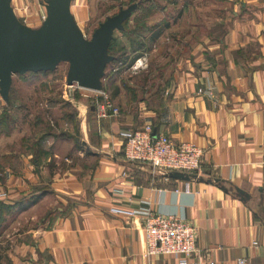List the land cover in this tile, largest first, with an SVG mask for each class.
<instances>
[{"label": "crops", "instance_id": "obj_1", "mask_svg": "<svg viewBox=\"0 0 264 264\" xmlns=\"http://www.w3.org/2000/svg\"><path fill=\"white\" fill-rule=\"evenodd\" d=\"M213 1L211 35L188 43L164 91L133 108L117 102L118 116L98 122L92 101L30 140L14 129V99L0 94V200L24 204L40 195L0 218V264H181L171 255L146 257L142 218L113 208L185 214L198 247L186 264H264V0ZM23 4L12 0L14 8ZM85 7L73 0L76 19H86ZM145 122L200 145L196 174L212 182L127 161L121 133Z\"/></svg>", "mask_w": 264, "mask_h": 264}, {"label": "rangeland", "instance_id": "obj_2", "mask_svg": "<svg viewBox=\"0 0 264 264\" xmlns=\"http://www.w3.org/2000/svg\"><path fill=\"white\" fill-rule=\"evenodd\" d=\"M33 1L28 4L23 0V6L13 8L23 23L37 28L46 13L39 12V4L44 8L43 0H38L36 6H33ZM83 1L88 15L86 19L78 17L76 21L87 38L108 16L117 13L121 7L138 2L137 9L124 22L125 29L114 32L110 48L114 60L107 65L103 77V89L115 99L116 104H127L130 108L164 91L168 78L176 75L180 58L189 53L188 43L203 35V31L211 35L217 3L213 0ZM197 5L206 7L200 11ZM74 10L78 12V7ZM165 22H168L167 27ZM156 30L162 32L157 39L151 40V32ZM141 43L144 44L142 53L132 64H127L125 59L135 56V50ZM140 58L141 65L138 62ZM68 68V62H61L53 71L14 75L9 95L17 106L13 112L14 129H23L24 136L36 140L44 132L46 136L47 132H54L55 125L60 126L58 119L62 116L68 118L76 111L90 110L99 91L81 88L77 84L69 89L66 82ZM4 199L0 200V209L4 210L0 218H5L6 206H9Z\"/></svg>", "mask_w": 264, "mask_h": 264}, {"label": "water", "instance_id": "obj_3", "mask_svg": "<svg viewBox=\"0 0 264 264\" xmlns=\"http://www.w3.org/2000/svg\"><path fill=\"white\" fill-rule=\"evenodd\" d=\"M73 0H45L46 16L33 28L16 15L12 0H0V94L8 101L13 76L28 72L53 71L68 62L66 82L73 86L101 91L107 65L114 60L109 46L116 30L137 8L138 2L108 16L87 38L72 12ZM168 177L212 182L196 173L168 171ZM217 182L218 180L215 179ZM223 190L228 191L226 187ZM240 194L245 193L237 189Z\"/></svg>", "mask_w": 264, "mask_h": 264}, {"label": "built area", "instance_id": "obj_4", "mask_svg": "<svg viewBox=\"0 0 264 264\" xmlns=\"http://www.w3.org/2000/svg\"><path fill=\"white\" fill-rule=\"evenodd\" d=\"M141 65V58L138 59ZM69 89L72 86L68 85ZM203 93L210 91L200 89ZM95 117L98 122L111 116H118L121 108L110 94L102 89L93 101ZM124 158L130 162H142L154 169L168 172L180 171L196 173L202 164L204 149L195 142H176L170 136L157 133L153 124L145 122L142 126L123 131ZM179 191L178 189H176ZM185 191L189 192L186 185ZM116 195H122L123 190L114 188ZM0 192V197L5 196ZM113 212L140 216L146 233L145 256L159 254L175 256L181 264H186L189 257L198 250L196 227L185 214H166L152 209L126 210L113 208ZM257 244V242H255ZM239 264H247L245 258L238 260ZM210 264H214L211 262Z\"/></svg>", "mask_w": 264, "mask_h": 264}, {"label": "trees", "instance_id": "obj_5", "mask_svg": "<svg viewBox=\"0 0 264 264\" xmlns=\"http://www.w3.org/2000/svg\"><path fill=\"white\" fill-rule=\"evenodd\" d=\"M141 3V1L139 2V4ZM138 7V6H137ZM137 9V8H136ZM166 24H165V27H167L168 26V22H165ZM160 25H162V23L160 24ZM124 26H125V23H124ZM125 29V28H124ZM151 30H152V28H151ZM150 30V31H151ZM161 32H162V30H156V31H153V32H151V40H155V39H157L158 37H159V35L161 34ZM111 44H112V42H111ZM111 44H110V46H109V53H110V48H111ZM144 44L143 43H141V45H140V47L138 48V49H136L135 51H136V53L137 54H135V56H133V57H131L129 60H127V59H125V61H126V63L127 64H132L136 59H137V57H139L140 56V54L142 53V51H141V49L144 47L143 46ZM42 72H47V71H42ZM33 73H35V72H33ZM37 73H39V72H37ZM9 99H10V96H9ZM8 99V100H9ZM9 102H10V100H9ZM96 118V117H95ZM39 196L40 195H37V196H35V197H33V198H30L29 200H27L26 201V203H24L23 204V202L24 201H19V202H17L15 205H9V206H6L7 207V209L8 210H12V209H17L16 207H18V209L19 210H22V209H25V208H27L28 206H30V205H32L33 203H35L38 199H39ZM0 203H1V201H0ZM1 205V204H0ZM3 207V206H2ZM0 211L1 212H3L4 210L3 209H0Z\"/></svg>", "mask_w": 264, "mask_h": 264}]
</instances>
